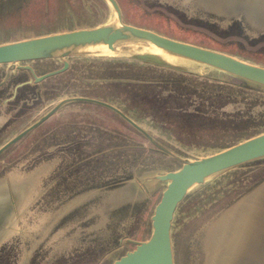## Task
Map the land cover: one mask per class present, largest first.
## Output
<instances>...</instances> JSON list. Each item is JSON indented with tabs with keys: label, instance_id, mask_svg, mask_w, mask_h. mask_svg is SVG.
Returning <instances> with one entry per match:
<instances>
[{
	"label": "rangeland",
	"instance_id": "1",
	"mask_svg": "<svg viewBox=\"0 0 264 264\" xmlns=\"http://www.w3.org/2000/svg\"><path fill=\"white\" fill-rule=\"evenodd\" d=\"M117 2L124 23L264 66V0ZM111 15L105 0H0V44L94 27ZM70 60L85 77L83 91L112 102L181 158L198 159L264 131V87H246L213 68L178 58L171 62L178 68L162 66L124 53L74 55ZM92 116L103 128L115 129L122 145L94 161L101 168L102 185L86 191L83 200L67 203L74 210L64 218L52 214L48 229L41 217L31 223L15 219L0 235L6 240L0 264H111L134 248L125 239L148 238L150 217L165 186L148 177L176 170L181 162L120 117L114 124L105 112ZM108 155L115 158L111 164ZM263 178L261 158L192 188L172 220L175 264H205L209 225ZM69 240L75 248L64 252Z\"/></svg>",
	"mask_w": 264,
	"mask_h": 264
},
{
	"label": "flooded vegetation",
	"instance_id": "2",
	"mask_svg": "<svg viewBox=\"0 0 264 264\" xmlns=\"http://www.w3.org/2000/svg\"><path fill=\"white\" fill-rule=\"evenodd\" d=\"M72 57L66 63L43 58L0 64V235L15 219L31 223L41 217L47 228L52 214L64 218L74 210L67 203L102 185L94 161L122 145L115 129L103 128L92 114L105 112L114 124L120 117L134 128L112 102L83 91L85 77ZM107 158L110 164L115 160ZM5 242L0 239V246Z\"/></svg>",
	"mask_w": 264,
	"mask_h": 264
},
{
	"label": "water",
	"instance_id": "3",
	"mask_svg": "<svg viewBox=\"0 0 264 264\" xmlns=\"http://www.w3.org/2000/svg\"><path fill=\"white\" fill-rule=\"evenodd\" d=\"M112 9L109 20L90 28L56 32L0 44V64L34 59L97 54L100 50L134 55L150 63L174 67L173 64L142 49L156 48L162 53L213 68L247 83L264 87V66L241 60L230 54L176 40L155 31L124 23L117 0H105ZM66 63V62H65ZM136 130L166 155L181 162L176 170L153 174L148 178L164 184L160 199L150 217L147 239H125L134 248L111 264H173L171 225L178 204L194 187L245 163L264 158V131L230 145L213 154L194 160L181 158L155 142L133 120L113 108Z\"/></svg>",
	"mask_w": 264,
	"mask_h": 264
},
{
	"label": "crops",
	"instance_id": "4",
	"mask_svg": "<svg viewBox=\"0 0 264 264\" xmlns=\"http://www.w3.org/2000/svg\"><path fill=\"white\" fill-rule=\"evenodd\" d=\"M263 190L264 178L209 225L205 236V264H264ZM74 248L69 240L62 250Z\"/></svg>",
	"mask_w": 264,
	"mask_h": 264
},
{
	"label": "bare ground",
	"instance_id": "5",
	"mask_svg": "<svg viewBox=\"0 0 264 264\" xmlns=\"http://www.w3.org/2000/svg\"><path fill=\"white\" fill-rule=\"evenodd\" d=\"M202 2V1H201ZM201 4H203V3H201ZM204 4H206V3H204ZM209 6V5H208ZM214 9V8H213ZM112 10V9H111ZM209 10V9H208ZM210 10H212V9H210ZM216 10V9H215ZM217 12V11H216ZM219 12V11H218ZM232 14V13H231ZM230 14V15H231ZM224 15V14H223ZM225 16V15H224ZM236 18V17H235ZM240 18V17H239ZM249 21V20H248ZM250 23H252V22H250ZM253 24V23H252ZM255 25V24H254ZM142 52H146V53H151V54H153V55H156V56H159V57H161L163 60H165V61H167V62H169V63H171L172 62V59H174V57H170V56H168V55H166V54H164V53H162L160 50H158V49H156V48H152V49H142L141 50ZM98 53H103V54H115V52H111V51H109V50H106V49H104V50H100V52H98ZM124 54H128L127 52H125ZM179 59V58H178ZM181 61V60H180ZM184 61V60H183ZM186 62V61H185ZM192 64V63H191ZM196 65V64H195ZM175 66V65H174ZM193 68V67H192ZM195 69V68H194ZM7 184V183H6ZM10 186V185H9ZM7 188V187H6ZM15 188V187H14ZM135 188V187H134ZM0 189H3V188H1V186H0ZM126 189V188H125ZM124 189V190H125ZM6 190V189H5ZM129 190H131V187H129L128 189H126L124 192H125V194H126V197H127V195H128V193H127V191H129ZM135 191V190H134ZM133 191V192H134ZM264 191V190H263ZM259 192H261V190L259 191ZM11 193V192H10ZM21 193H22V191H21ZM148 195V194H147ZM12 197H13V195H12ZM13 198H15V197H13ZM16 199V198H15ZM11 201V200H10ZM78 201V200H77ZM16 205V204H15ZM4 206V205H3ZM3 206H2V208H3ZM5 207V206H4ZM12 209V208H11ZM254 209V208H253ZM3 210L4 209H2V211L0 212V213H3ZM13 210V209H12ZM14 212V211H13ZM224 220V219H223ZM13 222V221H12ZM12 227V226H11ZM15 228V227H14ZM3 229V228H2ZM261 232H263V231H261ZM261 234V233H260ZM261 237V236H260ZM260 237H258V238H260ZM255 238V237H254ZM258 242V241H257ZM256 243V242H255ZM254 245V244H253ZM255 246V245H254ZM253 249V248H252ZM252 251V250H251ZM259 255V254H258ZM262 255H263V253H262ZM244 261V260H243ZM242 261V262H243ZM242 264V263H241Z\"/></svg>",
	"mask_w": 264,
	"mask_h": 264
},
{
	"label": "trees",
	"instance_id": "6",
	"mask_svg": "<svg viewBox=\"0 0 264 264\" xmlns=\"http://www.w3.org/2000/svg\"><path fill=\"white\" fill-rule=\"evenodd\" d=\"M148 5H149V3H145V2H144V6H148ZM239 80H240V79H239ZM241 82H242V84L245 85L246 87L249 85V84H248L247 82H245V81H242V80H241Z\"/></svg>",
	"mask_w": 264,
	"mask_h": 264
}]
</instances>
